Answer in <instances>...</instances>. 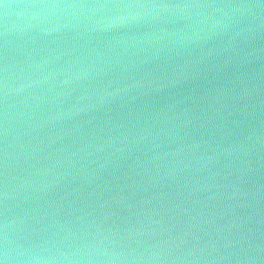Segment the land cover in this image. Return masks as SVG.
Masks as SVG:
<instances>
[{
  "label": "water",
  "instance_id": "water-1",
  "mask_svg": "<svg viewBox=\"0 0 264 264\" xmlns=\"http://www.w3.org/2000/svg\"><path fill=\"white\" fill-rule=\"evenodd\" d=\"M0 264H264V0H0Z\"/></svg>",
  "mask_w": 264,
  "mask_h": 264
}]
</instances>
